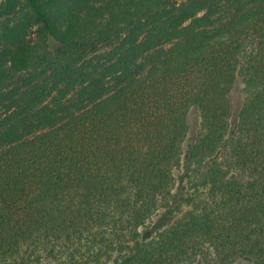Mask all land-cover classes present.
Masks as SVG:
<instances>
[{
  "label": "trees",
  "instance_id": "trees-1",
  "mask_svg": "<svg viewBox=\"0 0 264 264\" xmlns=\"http://www.w3.org/2000/svg\"><path fill=\"white\" fill-rule=\"evenodd\" d=\"M247 262L264 0H0V264Z\"/></svg>",
  "mask_w": 264,
  "mask_h": 264
},
{
  "label": "rangeland",
  "instance_id": "rangeland-1",
  "mask_svg": "<svg viewBox=\"0 0 264 264\" xmlns=\"http://www.w3.org/2000/svg\"><path fill=\"white\" fill-rule=\"evenodd\" d=\"M179 2H185L187 0H178ZM3 22L9 23L11 25H25L29 26L31 33H34L37 30V26L31 25L29 18L27 16L26 11L20 12L18 11L17 14L6 17L3 19ZM244 85L243 84H236L234 88L231 90V98L233 99L235 105H239L243 102L244 100V92H243ZM246 264H249L247 262Z\"/></svg>",
  "mask_w": 264,
  "mask_h": 264
}]
</instances>
